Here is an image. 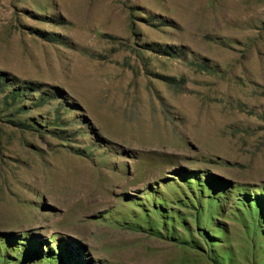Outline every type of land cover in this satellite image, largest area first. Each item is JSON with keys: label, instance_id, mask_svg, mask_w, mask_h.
Wrapping results in <instances>:
<instances>
[{"label": "rangeland", "instance_id": "obj_1", "mask_svg": "<svg viewBox=\"0 0 264 264\" xmlns=\"http://www.w3.org/2000/svg\"><path fill=\"white\" fill-rule=\"evenodd\" d=\"M0 72L4 264H264V0H0ZM182 177L228 182L212 222Z\"/></svg>", "mask_w": 264, "mask_h": 264}, {"label": "trees", "instance_id": "obj_2", "mask_svg": "<svg viewBox=\"0 0 264 264\" xmlns=\"http://www.w3.org/2000/svg\"><path fill=\"white\" fill-rule=\"evenodd\" d=\"M12 83H10V81L8 80V78L6 77V73H1L0 72V86H2V88L4 86L10 85ZM23 88V87H22ZM24 88H28V87H24ZM19 93L18 92H10V96L15 98L16 96L18 97ZM184 181H186V185L188 186H195L196 189L195 190H190V192L194 191L193 193H191V195L193 196V199L195 200L193 204L183 200V199H179V197L176 198V200H178V204H182V206H184V204L189 203L190 206H193L194 209H196V215L194 216V220L196 222V226L199 223V221H201L202 219H206L205 222L210 223L212 222L211 220H213L214 218V213L215 210L219 207L220 205V201L222 198H227V188L228 185L225 179L219 178L218 180H211L209 182V180L206 179L207 183L209 185L205 186L204 184H202L200 181V179H198V177H196L195 182H190L192 180H186L184 179V177H182ZM193 186H191V188H193ZM179 192L181 193L182 187H180ZM235 190H238V193L236 195L240 196L239 198H237V203L241 205L242 210H244L246 212V215L249 217V221L251 223V227L254 231L258 232H262L264 234V187H256V189L250 191L248 189H246L244 186H241L240 188L235 187ZM248 190V191H247ZM250 192H252V196L250 195ZM203 199H205L206 201H203ZM159 200V199H158ZM161 200V201H160ZM159 201H155L151 199V207H152V212L158 217V218H164L159 225V227L164 228V223H166V215L167 214V207H166V201L165 199H160ZM184 202V203H183ZM197 202V203H196ZM196 205V206H195ZM172 209V208H171ZM151 211V210H150ZM149 211V212H150ZM148 212V216H150ZM177 214V213H176ZM172 221V219H171ZM173 222V221H172ZM180 225L181 226H185L188 228V225H186L184 219H180ZM146 226H153L151 225L150 222L146 221L145 222ZM174 224V223H172ZM203 227V226H202ZM170 229L173 231L174 230V226L170 225ZM207 230H210L207 227ZM207 230H202L200 229L199 231H201L202 233L201 236L203 237L202 241H197L192 239V237L189 235V239L183 240V242L190 244L192 247L195 248H201V246H204L206 243L209 245V247H211V245H213L215 243V241L217 240V238L215 239L216 234L217 235H223V233H218L219 231L213 232L212 231H208ZM220 237V236H218ZM191 238V239H190ZM23 243H18V244H14L15 246H18L19 248H21V252H25L26 254L31 255L33 258H39L40 259V255H42L43 253H48V252H52V250H49L47 252L42 251V248H40V244H38L37 246H33L32 243H30V239L29 238H25V240H23ZM17 241H15L14 243H16ZM26 249H23L25 248ZM16 249V248H15ZM213 250V249H212ZM66 252V250H64ZM68 253H70V255H72V257L70 258V263L69 264H83L81 263V261L79 259L75 258V254L72 251H68ZM4 257V260L0 259V264H4V262H6V259L8 260V258H10L9 256H4L3 254H1V257ZM14 258V257H13ZM213 260L216 262V259L213 258ZM28 258H27V262H28ZM221 262V261H220ZM219 261L216 262L217 264H222ZM19 264H26V262L24 261H20ZM68 264V263H67Z\"/></svg>", "mask_w": 264, "mask_h": 264}]
</instances>
